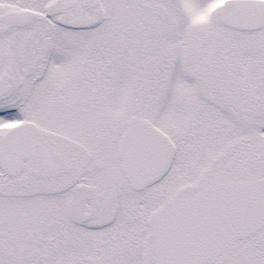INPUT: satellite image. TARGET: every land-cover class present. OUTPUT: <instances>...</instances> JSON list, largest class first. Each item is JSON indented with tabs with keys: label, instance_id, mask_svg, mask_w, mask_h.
<instances>
[{
	"label": "snow or ice",
	"instance_id": "6c2138e0",
	"mask_svg": "<svg viewBox=\"0 0 264 264\" xmlns=\"http://www.w3.org/2000/svg\"><path fill=\"white\" fill-rule=\"evenodd\" d=\"M0 264H264V0H0Z\"/></svg>",
	"mask_w": 264,
	"mask_h": 264
}]
</instances>
